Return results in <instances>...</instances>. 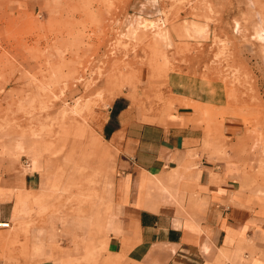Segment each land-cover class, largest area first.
<instances>
[{
	"label": "rangeland",
	"instance_id": "374dc122",
	"mask_svg": "<svg viewBox=\"0 0 264 264\" xmlns=\"http://www.w3.org/2000/svg\"><path fill=\"white\" fill-rule=\"evenodd\" d=\"M29 4L0 7V165L40 164L41 183L0 204V264L99 261L117 153L100 112L122 94L151 113L188 106L209 135L236 117L238 162L264 186V0Z\"/></svg>",
	"mask_w": 264,
	"mask_h": 264
},
{
	"label": "crops",
	"instance_id": "0c3cea01",
	"mask_svg": "<svg viewBox=\"0 0 264 264\" xmlns=\"http://www.w3.org/2000/svg\"><path fill=\"white\" fill-rule=\"evenodd\" d=\"M31 1L0 7L23 10ZM100 118L117 152L116 175L104 252L88 264H264V186L253 190L238 162L242 122L227 116L209 135L188 106L151 113L125 94ZM3 160L0 204L12 206L13 194L40 188V164L30 170L29 161Z\"/></svg>",
	"mask_w": 264,
	"mask_h": 264
},
{
	"label": "built area",
	"instance_id": "2783aa9c",
	"mask_svg": "<svg viewBox=\"0 0 264 264\" xmlns=\"http://www.w3.org/2000/svg\"><path fill=\"white\" fill-rule=\"evenodd\" d=\"M5 225L6 226H4V224H0V228L1 229H4V228H8L9 227V223H6Z\"/></svg>",
	"mask_w": 264,
	"mask_h": 264
},
{
	"label": "bare ground",
	"instance_id": "6f19581e",
	"mask_svg": "<svg viewBox=\"0 0 264 264\" xmlns=\"http://www.w3.org/2000/svg\"><path fill=\"white\" fill-rule=\"evenodd\" d=\"M263 35H264V34H263ZM0 224H4V226H6V225H5L6 223H4V222H0Z\"/></svg>",
	"mask_w": 264,
	"mask_h": 264
}]
</instances>
